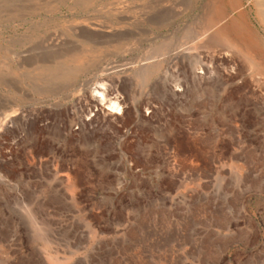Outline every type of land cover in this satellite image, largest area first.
Returning <instances> with one entry per match:
<instances>
[{"label":"rangeland","instance_id":"1","mask_svg":"<svg viewBox=\"0 0 264 264\" xmlns=\"http://www.w3.org/2000/svg\"><path fill=\"white\" fill-rule=\"evenodd\" d=\"M209 2L0 0V264H264V77Z\"/></svg>","mask_w":264,"mask_h":264},{"label":"bare ground","instance_id":"2","mask_svg":"<svg viewBox=\"0 0 264 264\" xmlns=\"http://www.w3.org/2000/svg\"><path fill=\"white\" fill-rule=\"evenodd\" d=\"M186 1L189 7V3L191 0H186ZM248 2L251 8L250 10H247L246 6L243 3H241L240 0H210L209 2L210 8L207 10L208 12L206 13L204 25L201 28V36L206 48L220 47L221 49H224V51L225 50L228 51L233 58H241L247 64L249 70L255 71L258 76H262L263 78L264 77V55L262 54L263 45H261L257 37L250 35L251 29L249 28L248 25V18L249 16L253 15L256 21L259 23V25H261L264 32V0H248ZM226 9H230L231 11H233V13H238V15L234 21H231L230 23L227 24H222L223 19L225 20L226 18L225 16ZM103 21L104 20H102V22ZM160 22L161 23H159L158 25L159 28L167 26L169 20L166 17H164L163 21ZM156 53H166L165 47H160L159 51ZM92 56L88 57L86 52H82L81 54H76L71 56V59L75 60L78 64L87 65L88 63L91 62L93 58ZM79 67L81 68L82 66L79 65ZM79 67L62 74L61 76L59 73L58 74L60 77H64L65 79L69 80L75 77L79 71H81ZM156 67L152 65L151 68L147 67V69H144L141 73V76L143 77L142 79L148 76L149 73L155 71ZM97 85L98 86L95 87L94 91L99 101H101L102 105H107L108 110L111 112L119 113L120 106L118 102L112 101L111 99H107L104 92L106 89L104 88L105 87L104 84L100 83Z\"/></svg>","mask_w":264,"mask_h":264}]
</instances>
